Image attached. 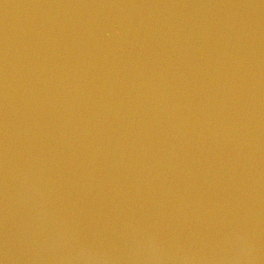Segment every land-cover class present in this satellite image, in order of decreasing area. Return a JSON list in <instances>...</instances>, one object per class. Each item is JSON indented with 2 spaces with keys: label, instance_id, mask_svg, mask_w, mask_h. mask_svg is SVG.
<instances>
[{
  "label": "water",
  "instance_id": "obj_1",
  "mask_svg": "<svg viewBox=\"0 0 264 264\" xmlns=\"http://www.w3.org/2000/svg\"><path fill=\"white\" fill-rule=\"evenodd\" d=\"M0 264H264V0H0Z\"/></svg>",
  "mask_w": 264,
  "mask_h": 264
}]
</instances>
